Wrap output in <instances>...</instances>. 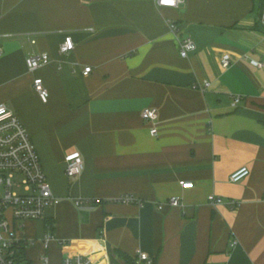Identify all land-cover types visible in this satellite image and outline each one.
Returning a JSON list of instances; mask_svg holds the SVG:
<instances>
[{"label":"crops","instance_id":"0c3cea01","mask_svg":"<svg viewBox=\"0 0 264 264\" xmlns=\"http://www.w3.org/2000/svg\"><path fill=\"white\" fill-rule=\"evenodd\" d=\"M262 1L0 0V103L24 123L59 198L16 227L38 240L25 259L133 264L145 251L154 264H264V65L252 62L264 63ZM66 35L75 48L62 53ZM181 36L197 44L186 57ZM42 52L50 61L30 70L27 57ZM147 107L158 108L157 135ZM73 150L84 168L70 176ZM242 166L249 175L232 181Z\"/></svg>","mask_w":264,"mask_h":264},{"label":"built area","instance_id":"2783aa9c","mask_svg":"<svg viewBox=\"0 0 264 264\" xmlns=\"http://www.w3.org/2000/svg\"><path fill=\"white\" fill-rule=\"evenodd\" d=\"M185 0H156L160 6L179 7ZM259 20L264 24V9ZM171 28L174 32L179 31L175 21H171ZM180 52L183 57L196 50L197 44L191 36H181L178 38ZM75 48V41L72 35H66L60 45V51L67 53ZM27 65L30 70L50 61V55L42 52L28 56ZM222 66L228 68L231 65V57L225 53L221 59ZM258 66H263V61L252 59ZM92 66H86L84 73L88 74ZM34 88L39 93L43 101H48L50 91L45 85L42 77H36L33 81ZM208 83L206 84V86ZM240 96H235V102L240 101ZM144 119L154 122L151 133H159L156 119L158 108L147 107L141 111ZM66 173L70 176L78 175L84 168V160L79 150H73L66 154ZM250 173L248 166H242L235 170L230 179L234 182L241 181ZM183 187L192 186L191 181L181 180ZM210 202L218 204L223 202V198L211 194ZM123 202L133 201V197L124 194L120 198ZM82 199H76V203L81 204ZM59 198L53 194L51 183L43 168L40 155L35 143L27 131L19 115L6 103H0V264H23L25 259V249L27 246L35 244L37 239L19 238L16 227H23L26 220L40 219L44 217L45 209L52 203H58ZM171 204L180 205V197L172 196ZM235 203V201H232ZM55 233L49 229L40 238L44 248L48 249L51 240L56 239ZM236 243V241H234ZM24 260V261H23ZM43 264L50 261L49 255L44 252L40 255ZM153 258L145 251H139L135 264H152ZM62 264H96L87 255L76 253L67 254L62 258Z\"/></svg>","mask_w":264,"mask_h":264},{"label":"trees","instance_id":"16d2710c","mask_svg":"<svg viewBox=\"0 0 264 264\" xmlns=\"http://www.w3.org/2000/svg\"><path fill=\"white\" fill-rule=\"evenodd\" d=\"M261 5L264 6V0L262 1V4H261ZM262 8H263V7H262ZM262 10H263V9H262ZM262 10H261V12H262ZM261 12H260V14H261ZM23 261H24V260H23ZM135 261H136V260L133 261V264H135ZM23 264H32V263H31V261H28V260L26 259V260L24 261ZM152 264H154V261H153Z\"/></svg>","mask_w":264,"mask_h":264},{"label":"rangeland","instance_id":"374dc122","mask_svg":"<svg viewBox=\"0 0 264 264\" xmlns=\"http://www.w3.org/2000/svg\"><path fill=\"white\" fill-rule=\"evenodd\" d=\"M36 261V260H35Z\"/></svg>","mask_w":264,"mask_h":264}]
</instances>
